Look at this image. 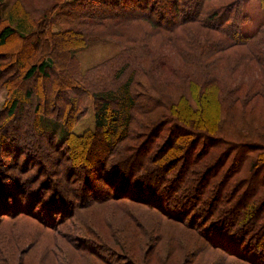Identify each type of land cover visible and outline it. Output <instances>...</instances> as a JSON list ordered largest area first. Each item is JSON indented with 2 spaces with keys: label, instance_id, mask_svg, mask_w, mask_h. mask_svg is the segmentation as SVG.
<instances>
[{
  "label": "trees",
  "instance_id": "1",
  "mask_svg": "<svg viewBox=\"0 0 264 264\" xmlns=\"http://www.w3.org/2000/svg\"><path fill=\"white\" fill-rule=\"evenodd\" d=\"M163 1L46 0L30 10L21 0L9 1L7 17L0 18V49L16 41L31 45V55L19 62L16 57L0 60V92L7 95L0 108V221L25 213L52 231L79 216L81 206L92 211L111 199L127 208L136 205L138 215L127 214L141 234L128 231L123 213H113L109 238L130 234L114 247L113 238L104 240L106 223H92L101 234L86 243L90 251L82 250L84 264H105L96 254V248L104 251L103 245L108 252L102 254L136 259L138 251L144 254L143 238L154 240L155 234L161 245L168 236L165 227L176 224L206 240L212 250L243 264H264V132L253 126L244 127L245 132L228 127V117L247 115L248 102L256 90L262 92L264 83L254 79L241 96L236 89L246 88L244 81L224 82L229 98L218 100L224 85L216 76L219 69L237 72L241 65L245 71L252 65L264 71V22L244 36L240 28L249 18L241 13L243 0ZM260 2L264 11V0ZM94 7L107 9L96 8V13ZM54 26L62 29L54 31ZM194 26L203 34L196 35ZM99 37L115 43L118 53L81 72L72 50ZM162 48L168 51L156 54ZM227 51L242 57L228 67L220 65L231 58L223 55ZM170 54L182 59L180 82L164 75L181 72ZM58 56L66 59L65 71L56 66ZM12 60L17 71L21 68L19 84ZM31 81L33 87L23 88V82ZM44 82L49 85L46 92ZM62 90L63 102L58 99ZM241 102L245 106L239 110ZM223 103L228 106L221 118L216 108ZM27 111L29 126L19 135L15 124ZM49 120L61 125V136L46 131ZM106 132L104 153L97 157L96 140ZM157 139L162 144H155ZM216 149L220 154L215 157L210 153ZM30 163H35L32 168ZM255 180L258 185L253 187L250 182ZM75 181L79 193L74 192ZM108 189L113 193L108 195ZM18 194L29 195L28 208L16 202L13 196ZM150 219L154 224L147 230L142 220ZM176 239L180 244L192 240L187 234ZM156 253L149 258L151 264ZM207 255L189 254L194 257L190 263L208 264ZM174 256L167 251L159 264L176 263H171Z\"/></svg>",
  "mask_w": 264,
  "mask_h": 264
},
{
  "label": "rangeland",
  "instance_id": "2",
  "mask_svg": "<svg viewBox=\"0 0 264 264\" xmlns=\"http://www.w3.org/2000/svg\"><path fill=\"white\" fill-rule=\"evenodd\" d=\"M9 1H12V0H5V3H3L0 6V18L1 19H5V17H7V12L10 9ZM21 1L24 3V5H26V8H29V10L33 8H38L39 6L46 4L44 2L46 0H21ZM167 1L168 0H164L162 3L161 2L160 3L164 5L165 3H167ZM94 8L95 9L97 8L99 10L107 9L104 7L103 8L94 7ZM97 9H96V13L99 12V10ZM240 9H241L242 15L247 16L249 18V21L243 24L242 27L240 28V32L244 36H250L254 34L257 28L259 27V25H261L264 22V11L262 9L261 2L260 0H243ZM61 29L62 28L57 27V26L53 27L54 31H59ZM192 29L196 35H201L203 34L201 32H204L203 29L197 26L192 27ZM101 37H103V35H101ZM101 37L99 38L101 39ZM62 40H65V39H62ZM182 44L185 45L184 42ZM30 46L31 45H27L23 47V45L21 46L19 42H16V41L11 42L6 47L0 49V60H4L8 58L13 59L16 57L19 62V58L22 59L23 57L24 59V55L28 56V54H29L28 56L29 58L31 55ZM72 46H76V45H72ZM163 49L165 48H162L160 50L158 49V52H156V54L161 55L163 51H166V49L165 50ZM118 51L119 49L117 45L113 42H110L108 40L102 41V39L101 40L93 39V40H88L85 46L81 48L77 47L74 50H72V54L76 58L79 70L83 72L113 57L115 54L118 53ZM152 51H154V49ZM170 55H171L170 56L171 62H173L174 66H179L181 68V72L175 71L173 74H171L170 72H165L164 75L167 78L172 77L177 82H180L179 76L181 77L183 73V68H184V65H182V59L179 56H175L173 54H170ZM223 55H225V58H228V56H231L228 62L220 63V65H223L225 67H228L230 62H236V60H238L239 57H242L240 56V52L239 54H235L234 51H227ZM61 58H63V56ZM64 60L66 59H59V56H58V60L56 59V66L59 68H62L65 71L64 63H62V61ZM10 66H11L10 68H14L13 60L10 63ZM219 68L221 67L218 65V69ZM245 69L246 68L243 67L242 65L238 69L237 72L236 71L234 72V70L230 71L229 69L227 70V72H223V71L221 72L219 69L216 76H217L218 81H220L223 85H224V82L226 84L232 83V85L234 84L236 85L238 81L240 80L244 81V83L247 84L246 88L241 87L239 89H236V92H239L240 95L243 96L244 95L243 93L247 92L248 87H250V85H248L249 82L254 81V79L260 78L264 83V71H262L261 69H259L258 67L254 65H252V67H250V69H248L247 71H245ZM239 70L243 72L244 74L242 75ZM18 71H20V73ZM18 71L16 68H14V72H15L14 76L17 78L16 79L17 84L20 83V79H21V76H20L21 68L20 67H18ZM66 76L67 75H64V78ZM260 84L261 86H263L261 82H259V84H257L256 82V85L259 86ZM22 85H23V88L25 89L27 87L28 88L33 87L35 85V81L26 82V83L23 82ZM45 87L49 89V85L47 83L45 85V82H44V87L42 90L46 92ZM225 87L226 85L223 86V89H219L218 95H217L218 100L219 98L222 99V97L229 98L230 90L229 88H227V91H225L224 89ZM50 90L51 91L55 90L54 83L52 84V89ZM6 99H7L6 93L4 91L0 92V108ZM58 99L61 102L67 100L65 90L61 91V94L58 96ZM248 103L250 105L248 104V108L245 109L247 111V115L246 114L239 115V116H236L234 119H232L231 117H228L230 121L227 119V116H224L225 117L224 120L226 119L228 120L229 125H230V126L228 125V127H231V128L234 127L236 130H239L240 132L241 131L245 132L246 130L244 129V127L246 126L248 127L253 126V128L257 129L258 131L264 132V89L262 90V92H259L256 90V95L253 98H251V100ZM227 106L228 104L226 105V103H223V106L221 107L218 106L216 110L218 111L217 114L219 112L220 114H218L217 116L222 118L223 112L227 111ZM243 106L245 105L241 102L237 104L236 107H238L239 110H242ZM27 112H28L27 116L20 123L15 124L16 126H18L17 129L19 130L18 132L19 135L22 134V130L28 128V127L26 128V126H29L31 115L29 111ZM48 122L50 124L48 125L50 129L48 128L46 131L47 132L53 131L55 133H58L59 136H61V132H62L61 125L59 123L54 125V122H52L51 120H49ZM19 124L21 125L22 128L19 127ZM101 136H103L102 137L103 142L102 140L101 141L96 140V144H95L96 148L94 150V154L97 157H101L102 154L104 153V150H103L104 144H106L104 136L108 137V133L107 132L103 133L101 134ZM247 142L250 143L251 140ZM247 142H244V143H247ZM155 144H162V140L157 139ZM210 154H215V157H216L218 156V154H220V150L216 149ZM141 157L142 155L138 156V159H141ZM210 158L211 159L209 161L212 160L213 156ZM35 163L33 164L30 163L29 168H32ZM50 168H51V172H54L53 169L56 167H53V165L50 164ZM88 168L90 167L88 166ZM258 181L260 182V180ZM250 185L253 187H256L258 183L255 180V181H252V183L250 182ZM73 186L74 188H76L74 189V192L75 191L78 192L77 191L79 189L77 188L78 182L75 181L73 183ZM108 190H107L108 195L113 193L112 192L113 189L112 190L108 189ZM28 196H25L24 194H18L16 196L14 195L13 197L14 198L16 197V202L20 204L19 205L20 207L28 208L29 207ZM88 197L89 195H86L85 199H88ZM128 205L130 204L128 203ZM130 206L132 207L127 208L125 205H117V202H115V200L114 202H111V199H109L108 201H105V205H102V204L95 205L93 209H91L92 211H90L89 209L90 207L81 206L79 208L81 210L79 216H73L72 219L69 217L66 222H63V224H59L58 226L54 227L52 231L47 230L44 227H42L43 225L40 224L37 219L36 220L33 219L30 215L26 214L28 216L26 218L25 213L16 214L14 215V217H9V219L0 221V254L2 256V258H0V264H2L1 261L4 262L5 264H84V261L86 260V258L81 257L82 256L81 253L84 254L82 250L85 249L84 251L86 250L90 251L91 248L89 249V247L86 246V243L91 242V240L95 239L94 236L100 233V232L99 233L97 232L98 229L94 228L92 223H96L99 220H100L99 222L106 223L104 224V227H103V229L105 230L104 240L105 241L106 239L111 240V238H113V237L109 238L111 236V231H112L111 222L114 221L111 219V215H113V213L116 214L118 211H120L121 214L123 213V215L126 217L125 221L129 225V226H126V227H129L128 231L131 230L130 232L141 234V232H138L139 230L134 225V222H132V218L127 214L130 211L138 215L137 211L139 210L135 208L136 205H130ZM160 218L162 219L164 223L168 222L166 219H163L164 217L163 218L160 217ZM142 222H143V225H147L145 226V229L147 230L149 229L151 230V227L154 224V221L151 219L148 223L146 220L144 221L142 220ZM115 223L117 222L115 221ZM119 225L121 226L120 230L121 231L124 230L125 228L124 222L119 223ZM170 226L171 225H169V227H165L166 229H164L166 231L165 233H167L168 236L164 237L165 239L161 242V245L159 244L160 243L159 237L157 236L155 237V234L153 235L154 240L153 239L148 240L147 237L143 238L144 240L143 239L141 240L139 238V240H141L142 242V251H144V254L138 251L136 254H139V256L134 254L136 259H129L128 257H126V254H123V253L121 254H110V253L102 254L103 252L105 253L108 252V247L104 245H103V247L105 248L104 251L101 249L98 250V248H96V254L100 255V257L103 259L105 264H112L113 262L115 264H121L120 261L124 264H127V262L131 264H151L149 262V258L152 256V254L155 251H157V253L156 255L154 254L155 259H152V262L153 264H159L158 260L161 258V255L166 254L167 251L171 252V250L174 252V255H175L171 263H173L174 260H176V263H173V264H191L190 262L194 259V257H190L189 254H206V253L209 255V257H205V258L209 259L210 264H243L242 262L237 261L235 258L228 256L229 254H225L219 250L210 249L211 247L209 248L205 244L207 242L206 240L201 239L200 237H198L197 234L192 233L190 230L182 226H179L177 224L173 225L175 227L173 226L170 227ZM87 227L89 228V230L87 229ZM144 232H146V230H144ZM156 233L160 234V231H156ZM184 234H187L188 237L191 238L192 240L184 239L182 240L183 242L180 244L179 240H177L176 237L179 235H184ZM129 236L130 234L122 235L120 233L117 239L113 238L114 240H113L112 245L114 247H118L119 245H122L118 241L120 242L126 241L128 240ZM171 237L174 238V243L172 242L173 239ZM170 239H171V242H170ZM109 244H111V242ZM97 246L100 247L101 245L100 246L97 245ZM149 248H151V250ZM149 251H151L149 254H145V252L148 253ZM121 258H125L127 262L122 260ZM89 263L87 262V264ZM195 264H200V261Z\"/></svg>",
  "mask_w": 264,
  "mask_h": 264
}]
</instances>
